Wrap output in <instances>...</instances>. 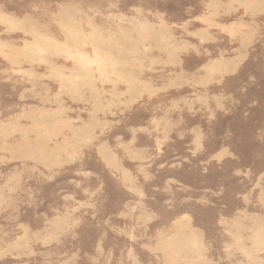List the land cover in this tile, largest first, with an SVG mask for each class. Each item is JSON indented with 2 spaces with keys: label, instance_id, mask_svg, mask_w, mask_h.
<instances>
[{
  "label": "rangeland",
  "instance_id": "1",
  "mask_svg": "<svg viewBox=\"0 0 264 264\" xmlns=\"http://www.w3.org/2000/svg\"><path fill=\"white\" fill-rule=\"evenodd\" d=\"M0 6V264H264V0Z\"/></svg>",
  "mask_w": 264,
  "mask_h": 264
},
{
  "label": "bare ground",
  "instance_id": "2",
  "mask_svg": "<svg viewBox=\"0 0 264 264\" xmlns=\"http://www.w3.org/2000/svg\"><path fill=\"white\" fill-rule=\"evenodd\" d=\"M1 7V6H0ZM86 59V58H85ZM88 61V60H87Z\"/></svg>",
  "mask_w": 264,
  "mask_h": 264
}]
</instances>
